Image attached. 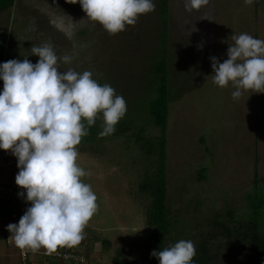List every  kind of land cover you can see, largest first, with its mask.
<instances>
[{
  "label": "rangeland",
  "instance_id": "rangeland-1",
  "mask_svg": "<svg viewBox=\"0 0 264 264\" xmlns=\"http://www.w3.org/2000/svg\"><path fill=\"white\" fill-rule=\"evenodd\" d=\"M155 11L139 17L134 26L110 35L90 21L72 0H15L0 14V42L9 60L25 58L33 64V45L45 43L58 57L60 71H90L99 84H110L126 101L119 121L130 131L99 137L102 114L93 138L77 146L78 164L90 175L82 178L97 196L98 210L84 233L102 243L98 264H113L124 247L126 264H154V229L147 210L152 197L140 191L147 173L157 168L156 153L140 148L136 135L157 143L149 103L156 96L154 65L163 54L159 0ZM264 40V3L254 0H210L209 5L185 11L184 0H170L167 58L169 62V120L166 129L167 204L171 240L206 241L215 264H248L247 246L223 233L216 222L232 230L252 217L251 198L264 195V93L245 91L232 98L235 88L213 83L211 57L223 63L234 34ZM204 169L203 172H201ZM233 213L234 220L229 219ZM85 246V245H84ZM78 249L87 258L89 249ZM89 264H96L89 260Z\"/></svg>",
  "mask_w": 264,
  "mask_h": 264
},
{
  "label": "clouds",
  "instance_id": "clouds-1",
  "mask_svg": "<svg viewBox=\"0 0 264 264\" xmlns=\"http://www.w3.org/2000/svg\"><path fill=\"white\" fill-rule=\"evenodd\" d=\"M86 17L110 35L134 26L139 17L155 11L153 0H72ZM210 0H184L187 12L209 5ZM251 6L254 0H244ZM228 58L223 63L211 57L213 83L231 84L238 100L245 91L264 93V40L247 33L232 35ZM39 60H9L0 64V149L18 159L16 184L26 190L30 203L18 224L10 223L9 240L22 253L45 250L51 256L58 248H73L85 238L84 230L98 210L97 196L82 178L90 175L79 164L77 146L102 114L99 137L114 134L125 116L126 101L110 84H99L90 71H60L58 57L45 43L33 45ZM23 197L24 193L21 192ZM196 248L191 240L153 251L160 264H191Z\"/></svg>",
  "mask_w": 264,
  "mask_h": 264
},
{
  "label": "trees",
  "instance_id": "trees-1",
  "mask_svg": "<svg viewBox=\"0 0 264 264\" xmlns=\"http://www.w3.org/2000/svg\"><path fill=\"white\" fill-rule=\"evenodd\" d=\"M258 3H264V0H256ZM15 0H0V14L11 9ZM170 0H159V11L162 19L161 40L163 54L154 65V73L157 77L156 96L149 103V113L153 119V124L160 129L161 134L157 143L144 139V128H140L136 135L140 148L148 155L156 153L158 157L156 171L152 174L147 173L143 182L140 184V191L152 197V203L147 210L148 225L154 229L151 236L155 242L153 251H160L166 247L174 245L177 240H171L168 243V237L171 233L172 223L170 220V211L167 204V171H166V129L169 120V62L167 58L168 46V19H169ZM9 61L6 56V48L0 42V64ZM3 81L0 80V85ZM119 134L130 131L127 124L118 122L116 125ZM88 135L85 138H93L97 133L95 126L87 128ZM204 169L201 171L203 172ZM252 217L246 224L236 223L238 227L232 230L222 221L216 222L223 228V233L229 237L237 238L247 246L248 264H264V195L260 189L255 191L251 198ZM229 219L234 220L233 213L228 212ZM104 243L108 244L107 240ZM196 248V254L191 264H215L214 257L210 253L206 241L200 242ZM113 264H126L124 261V247L117 250L113 259ZM154 264H160L154 257Z\"/></svg>",
  "mask_w": 264,
  "mask_h": 264
},
{
  "label": "crops",
  "instance_id": "crops-1",
  "mask_svg": "<svg viewBox=\"0 0 264 264\" xmlns=\"http://www.w3.org/2000/svg\"><path fill=\"white\" fill-rule=\"evenodd\" d=\"M2 91L3 84L0 85V92ZM12 156L15 157L10 151L6 152L3 149H0V186H7L16 183L15 178L18 174V168L9 164V159ZM19 216V208L17 206L10 205L0 196V264H42L47 257L44 249H41L36 253L28 250L29 258L27 263H25L21 258V250L15 246L13 241L9 240L11 233L7 230V226L10 223L17 224ZM84 236V239H90L91 237L86 233H84ZM104 241L105 240L102 239H94L92 242L90 241L88 244H84L86 242L82 240L78 246L73 248L79 252L78 249L80 246L85 245L84 248L89 249L90 253L87 254L88 259L93 263L98 264L102 257V250L104 249L102 243Z\"/></svg>",
  "mask_w": 264,
  "mask_h": 264
},
{
  "label": "built area",
  "instance_id": "built-area-1",
  "mask_svg": "<svg viewBox=\"0 0 264 264\" xmlns=\"http://www.w3.org/2000/svg\"><path fill=\"white\" fill-rule=\"evenodd\" d=\"M9 164L18 168V159L13 156L10 157ZM21 192L24 193L23 197L20 196ZM0 196L10 205L17 206L19 208V220L25 214L27 208L31 206L26 200V190L20 188L16 183L7 186L1 185ZM21 258L25 263H27L29 252H21ZM42 264H89V259L84 254L76 251L74 248L61 247L58 248V250L51 256L47 255Z\"/></svg>",
  "mask_w": 264,
  "mask_h": 264
}]
</instances>
